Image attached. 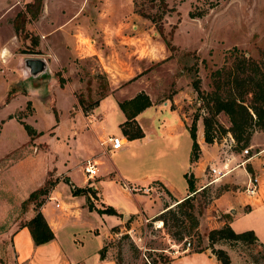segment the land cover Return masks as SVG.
Returning <instances> with one entry per match:
<instances>
[{"label":"rangeland","instance_id":"374dc122","mask_svg":"<svg viewBox=\"0 0 264 264\" xmlns=\"http://www.w3.org/2000/svg\"><path fill=\"white\" fill-rule=\"evenodd\" d=\"M26 1L0 0V51L7 50L0 59V264H18L13 234L35 214L36 203H46L47 210L67 219L58 235L75 255H94L100 245L106 246V258L117 264H217L210 249L193 248L206 247L208 231L229 220L231 215L223 213L234 198L230 194L245 190L249 175L243 182L244 176L229 172L215 181L209 165L221 168L224 151L239 154L240 160L254 156L260 147L250 146L252 138L256 133L264 138V131L254 130L249 145H244L229 130L227 114L212 116L207 106L212 103L211 73L231 64L229 51L237 48L257 61L264 74V0H46L43 14L42 7H28ZM25 57L44 58L47 74L25 81ZM196 80L202 96L194 89ZM140 92L157 103H169L180 92L188 128L196 124L198 157L200 143L211 157L195 185L193 211L199 224L192 236L183 227L170 226L171 220L165 228L157 217L147 216L162 206L161 198L165 204L173 200L157 181L150 183L151 191L147 182L138 190L116 177L120 161L127 173L171 177L177 195L188 188V177L174 167L185 153L183 140L178 148L154 140L137 152L129 143L110 154L108 138L122 137L115 103ZM109 93L112 101L94 110ZM205 117L212 121L211 142L204 138ZM21 121L32 125L36 135H30ZM89 160L97 161L101 177L86 182ZM186 171L190 175L188 167ZM231 174L238 184L227 182ZM45 185L47 194L28 199ZM74 189L83 192L74 195ZM225 193L229 195L215 201ZM71 196L78 201L73 208L81 209L80 216L68 215L63 205ZM107 206L117 213L100 211ZM229 221L236 232L252 230L264 244V212L237 208ZM172 231L186 239L178 240ZM72 232L78 246L84 242L80 250H71ZM261 243L218 247L229 251L233 264H264Z\"/></svg>","mask_w":264,"mask_h":264},{"label":"crops","instance_id":"0c3cea01","mask_svg":"<svg viewBox=\"0 0 264 264\" xmlns=\"http://www.w3.org/2000/svg\"><path fill=\"white\" fill-rule=\"evenodd\" d=\"M30 1L31 0H27L26 4L30 3ZM45 2L46 0H42V6H41L42 14L45 13L46 11V7L44 6ZM68 23L69 24L71 23L70 20L66 23V25ZM57 28L59 29L60 27H57ZM73 35L77 36L78 34H75L74 32ZM91 38H92L91 41L96 43V39H93V37ZM6 53H7L6 49L5 50L1 49L0 59H2ZM96 53L98 52L96 51ZM103 57L105 56L103 55ZM103 59L105 60V58ZM51 63L53 64L52 61ZM49 66H50V63H49ZM22 74H23L24 80L27 81L28 75L23 70H22ZM44 78L47 79L49 82H51L50 77H44ZM45 82L47 81L45 80ZM179 98H180V92L174 94L171 102L169 101V103L168 102L157 103L155 100H152L150 98L151 105L143 109L135 117L136 122L139 124V126L141 127L144 133L143 137L135 138V139H128L122 133L120 124L126 120V115L120 108L119 104L115 103V106L117 104V108L121 114L118 127H119V131L121 132L122 138L125 143L121 149L117 151H112L110 154L118 153L120 152V150H125L126 145L129 143L133 146L134 150L137 152L143 146H145V143L147 146L148 144L153 143L154 140L162 141V142L167 141L169 143L172 142L175 144L177 148L181 145V141L183 140L185 144V153L180 162H178L177 164L174 163V167L176 166L178 172L182 173L184 176L186 175L187 177L189 176V174L186 171V169L187 167L189 168V170L191 169L190 173L193 174L194 186H195L196 183L199 181V178L201 177L200 170L203 167H205V165L210 163L209 161L211 160V157L210 155L208 156L205 154V146L200 143L199 145L200 151H201L200 156L195 161L190 160L193 140L191 138L190 131L188 128L187 118L185 117L184 113H181V106L179 105ZM111 101H112V98H111V94L109 93L108 95H106L104 98L100 100V104H98V106L94 110L99 109L100 106L102 107L106 106V102L110 103ZM104 136L105 135L103 136L99 135L98 137L104 139ZM198 144H199V141H198ZM250 146L252 148L253 146L260 147V148H258V151H256L254 156L250 158H246L245 160H240L238 158L239 154L233 151L230 153L228 151H224V155L221 157V161H220L221 166H223V164L224 165L227 164V167L230 169V172H232V174L235 173V175L237 176L238 174H241L242 176H244V179H245V174L249 176L254 175V176H257L259 180L258 191L253 195H249L244 189L237 190L236 192H234V195L230 194V196H233L234 198L233 200H230L227 202L228 208L226 212H224L223 214L229 213L231 217L235 215L237 208H241L246 211L252 210L254 212H264V138L260 137L259 133L254 134L252 138V144ZM119 164L120 165H116V177L118 176V178H121L122 182L127 183V184L128 183L132 184L133 189H135L134 188L135 186H138L139 188L138 190H142V188L145 186L143 182H147L149 186H145V187H148L151 191L154 189V187H151L150 183L152 181H157L172 196L173 202L172 201L167 202L170 205L175 203L176 200H181L184 197L188 196L189 194L188 188L186 192H184L183 194H178V195L175 194V188H174L172 179L171 177L167 175L158 174L154 178L152 176L150 177L149 175L143 176V175L127 173V170L122 167V165L124 164H121L120 161H119ZM103 172H106V171L104 170ZM232 174L230 176L228 175L227 182H231V184H234V185L238 184L235 181L234 176H232ZM132 175H134V177H132ZM97 176H99L100 178L101 174ZM69 180L74 181L72 176H70ZM243 182H246V179ZM77 186H80V185H77ZM195 188L197 189L196 186ZM54 192L58 196L59 192H56V191ZM133 194L135 193H130L131 196ZM227 195L229 194L228 193L222 194L221 196L216 198L215 201L216 202L220 201L222 200V197L227 196ZM73 198L74 196H71V198L69 199V202L64 203L63 205L65 206V209L69 212L68 215L69 214H76V215L79 214L80 216L81 209L79 210V208H76V209L73 208L74 205H78L77 203L78 201L75 198L74 199ZM161 199H162V206L159 207L154 213L147 215V216L149 217L157 216L164 210L166 204L163 202L166 199L164 198H161ZM100 201H102L101 197H100ZM40 211L42 212L46 221L50 225V228L55 238L48 243H45L42 245H36L34 243L32 235L30 234L29 228L25 226V224L19 226L17 229H15L14 234H13L14 235L13 244H14V250H15V257H16L18 264H77L79 262L80 263L82 262L85 264H91L90 259L92 260V264H117V262L114 260H110L107 258L105 260L101 259L100 250L102 249V247L100 245L95 250L94 255L90 253L83 254V255H75L71 251L66 250V248L64 247L61 241V237L58 235V232L60 230L61 224L67 219H65L63 215L56 214L55 211L53 212L52 210H47L46 203L40 207ZM127 215L128 214L124 216V219L126 218ZM229 220H227V223L231 226L232 224ZM225 223L226 222H222L221 224L223 225ZM74 234L75 233L72 232V235H73L72 241H71L72 251H74L75 249L80 250L79 246H83L84 244L83 241H80L79 243L80 245L78 246L74 240L75 238ZM216 261H217V264H219V261L217 260V258H216Z\"/></svg>","mask_w":264,"mask_h":264},{"label":"trees","instance_id":"16d2710c","mask_svg":"<svg viewBox=\"0 0 264 264\" xmlns=\"http://www.w3.org/2000/svg\"><path fill=\"white\" fill-rule=\"evenodd\" d=\"M41 6L42 0H33L31 3H28V7H36L38 10L41 9ZM166 44L168 46L170 45L167 41ZM229 52V56L233 58L232 63L229 65H223L211 73L213 90L209 93V100H212V103L207 102V106L212 116H215L220 112L227 114L231 122L229 130L234 135L236 141L238 143L242 141L244 145H249V140L254 130L264 131V74L259 73L260 68L257 61L251 58H246L237 48H233ZM193 86L196 92L202 96L203 93L198 80L194 81ZM248 97L249 104L246 103ZM150 105V98L144 92H140L133 98L119 103L120 108L126 115V120L120 125V127L122 133L128 139L141 138L144 136L135 117L139 112ZM253 114L255 116L254 120L252 118ZM21 123L30 135H36V129L32 125L23 121H21ZM203 124L205 141L211 142L213 140V134L210 117H205ZM195 126V121H193L189 128L193 140L190 157L191 161L198 159V143L196 141ZM187 181L189 191L188 196L181 200H176L175 203L171 205L166 204L164 210L155 217L163 222L165 228L167 227L169 220H171L172 223L170 226L183 227L186 231L185 234L192 236V232L196 231L199 224L198 218L193 211V197L198 191L194 186V177L192 173L188 176ZM205 188L206 187H203L202 190H205ZM77 190L78 189L72 190L74 195L83 192ZM48 191L49 188L45 185L31 192L28 199H33L38 197V195H45ZM165 191L170 195L167 190ZM41 204L42 203L35 204L38 205V208L34 207L36 210L35 214L25 223V226L29 228L30 234L36 245L48 243L55 238L48 222L39 210ZM100 211L111 214L117 213L111 206L100 209ZM172 235L178 240L186 239L181 232L172 231ZM208 239L209 244L206 247L199 245L197 248H193V252L207 251L210 249L212 255L219 261V264H233V261L229 251L224 247H218V245H228L234 249L238 244L252 245L255 243H261L259 237L255 235L252 230L236 232L227 222L217 228L210 229L208 231ZM187 242L188 241H186V243ZM190 243L192 245L191 241ZM261 244L264 246L263 243ZM105 250L106 246L100 251L102 260H105L107 257ZM156 263V261L152 262V264Z\"/></svg>","mask_w":264,"mask_h":264},{"label":"built area","instance_id":"2783aa9c","mask_svg":"<svg viewBox=\"0 0 264 264\" xmlns=\"http://www.w3.org/2000/svg\"><path fill=\"white\" fill-rule=\"evenodd\" d=\"M229 138L231 140V142H235L232 135H230L229 133ZM109 146L111 148V151H117L119 149L122 148V146L124 145V140L122 137H118V136H110L109 137ZM249 148L250 147H247L243 150V154L244 155H247L249 153ZM98 163L96 160H89L86 164V166L84 167V174L86 176V182L95 178L97 176V170H98ZM209 170H210V173L212 175L215 176V181L218 180L219 178L223 177V176H226L229 172H230V169L227 167V164H223V166L220 168L218 167H215V166H212V165H209ZM258 188H259V180H258V177L257 176H249L248 178V182L246 184V187H245V191L249 194V195H253L255 194L257 191H258ZM148 190H150L149 188H146ZM146 190V191H148ZM59 205V204H57ZM188 245L190 246L191 243L188 242Z\"/></svg>","mask_w":264,"mask_h":264},{"label":"water","instance_id":"95a60500","mask_svg":"<svg viewBox=\"0 0 264 264\" xmlns=\"http://www.w3.org/2000/svg\"><path fill=\"white\" fill-rule=\"evenodd\" d=\"M25 73L31 78L42 77L48 72V66L42 57H25L23 59ZM191 172V169L189 170Z\"/></svg>","mask_w":264,"mask_h":264}]
</instances>
